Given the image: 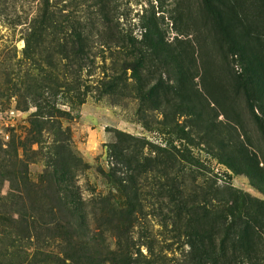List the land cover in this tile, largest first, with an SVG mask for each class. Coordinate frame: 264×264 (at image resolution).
Masks as SVG:
<instances>
[{"label":"rangeland","instance_id":"1","mask_svg":"<svg viewBox=\"0 0 264 264\" xmlns=\"http://www.w3.org/2000/svg\"><path fill=\"white\" fill-rule=\"evenodd\" d=\"M47 13L82 44L33 35ZM262 73L264 0H0V209L21 221L32 200L38 220L18 246L20 231L0 225V264L82 253L88 226L129 246V264H264V115L244 89ZM32 74L56 117L21 98ZM36 119L46 130L33 144ZM14 158L36 184L80 162L76 214H47L56 191L6 180Z\"/></svg>","mask_w":264,"mask_h":264},{"label":"trees","instance_id":"2","mask_svg":"<svg viewBox=\"0 0 264 264\" xmlns=\"http://www.w3.org/2000/svg\"><path fill=\"white\" fill-rule=\"evenodd\" d=\"M215 21L219 28H222V30L225 31V29L222 26V17L219 15L218 17L215 16ZM36 26L39 28H42V32L39 30H35V36L42 37L44 35V32L48 30H52L55 32V34H63L64 40L68 39H75L74 41H77L78 44H82L83 42V33L77 32L74 30L73 27H70L72 32H69L65 29L63 26V23L59 22L58 20H55V17L51 14L43 17V21L36 22ZM228 34V33H226ZM36 38H31V40L28 41V45L30 46V42L35 41ZM263 72V69H261ZM52 73V72H51ZM53 74V73H52ZM30 75V74H29ZM28 75V76H29ZM36 75V74H35ZM35 75L32 74V78H28V82L31 84H34L35 88L34 90H29L27 92V95L21 96V98H24L26 101L31 100L33 103H37L39 101L43 100V96L39 94V86L37 84V81L35 80ZM34 76V77H33ZM258 76H260L258 74ZM264 74H261V78L257 77V81L252 82V85L249 86L246 82L244 84V89L249 90V96L251 100H253V106L257 108L262 115H264V99H262V94L260 95L258 88L261 86V88H264ZM48 80H52V75H47ZM259 78V79H258ZM14 83L13 80L8 81V85H12ZM111 87V84H107V86ZM15 89V86L14 88ZM36 89V91H35ZM17 96V93H12L9 99H13ZM47 105V109L39 113V117H49L54 118L56 117V113L53 111L50 104H48L47 101H44ZM38 106V105H37ZM264 122V120H262ZM33 132L34 134L33 139L30 141H33V144H36L39 142L40 137L44 130H46L45 122L41 121L40 119H36L33 123ZM12 136H10V139ZM3 141V140H0ZM73 156V160L76 161V159ZM76 163V162H75ZM73 164L68 169L58 168V165H55V171L53 172V176H51V172L46 173L47 176L42 177L41 183L36 184L33 183L30 176H29V166L30 164L22 165L21 162L14 158V160L7 161V172H6V180L9 182H16V183H23V191L26 192V194H35L34 196L38 195V193L45 192L46 190H54L56 191V194L59 195L60 200L56 202L55 204H49L40 206L41 209L43 207L47 208V214L55 215L56 213H61L64 210L68 211V213L71 216H74L81 207V202H79L78 198V188L75 184V177H74V171L79 168V163ZM21 167L24 168V171L20 172L17 171V168ZM49 176V177H48ZM50 177L53 178L54 187L49 183ZM64 180V181H63ZM67 181L69 184L65 186L63 182ZM21 183V184H22ZM17 191L20 192L19 189ZM55 194V193H54ZM53 194V195H54ZM30 199V197H29ZM50 202V201H49ZM26 204V203H25ZM5 206H0L1 209L4 210ZM26 210H31V213L23 214V217H21V221H17L16 217L2 212L0 209V225L1 227H4L6 229L12 228V230H19L16 234V237L13 241L15 246H18L19 243L22 244H28L32 241L33 232L36 229V224L38 223L35 210L36 205L35 202L31 200V205L26 204L25 205ZM13 216V217H12ZM12 217V218H11ZM87 224V222H86ZM46 229H48L50 232L53 230V227L56 226V224H46ZM87 226V225H86ZM56 232L53 234V236L48 237L50 240L59 241L63 243H68L69 245H72L74 238L68 234V232H65L64 229H60V226H56ZM91 227L88 226V233H87V239H86V248L82 253H78L77 248L71 250V251H65L64 249H60L58 252L47 250L43 256L45 257L46 261H50L52 264H68L69 262L71 264H77V257L81 256L85 258V264H129V258H127V251L128 247H125L121 242L120 238H117V243L109 239L106 235L103 233H93L89 232ZM119 240V241H118Z\"/></svg>","mask_w":264,"mask_h":264},{"label":"built area","instance_id":"3","mask_svg":"<svg viewBox=\"0 0 264 264\" xmlns=\"http://www.w3.org/2000/svg\"><path fill=\"white\" fill-rule=\"evenodd\" d=\"M16 114H17L16 111H11V112H10V116H14L15 118L17 117ZM10 118H12V117H10ZM6 125H7L8 127L11 126V127L14 128V125H13V123H11V122H8ZM3 135H4V136H7V135H5L4 133H3ZM7 138H9V137L7 136Z\"/></svg>","mask_w":264,"mask_h":264}]
</instances>
